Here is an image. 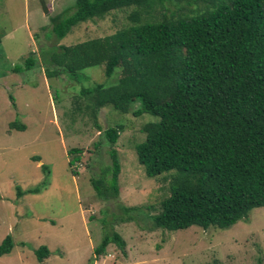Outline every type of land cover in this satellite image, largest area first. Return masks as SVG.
Instances as JSON below:
<instances>
[{"label":"trees","instance_id":"obj_1","mask_svg":"<svg viewBox=\"0 0 264 264\" xmlns=\"http://www.w3.org/2000/svg\"><path fill=\"white\" fill-rule=\"evenodd\" d=\"M131 7L139 9L130 17L135 25L57 46L44 60L45 76L76 77L105 65L110 77L120 68L116 86L98 84L82 95L91 97L97 109L127 114L139 104L135 117L158 118L143 128L145 140L136 146L147 177L170 182V195L152 217L157 229H228L247 222L252 210L264 207V0H77L70 16L52 19V33L62 40L79 24ZM158 7L163 10L160 21L153 18ZM36 65L33 52L13 71ZM11 129L25 131L26 125L15 122ZM122 131L119 125L109 128L105 137L116 145ZM82 153L81 148L69 150V156L76 155L71 168ZM110 157L102 177L91 179L105 201L120 195L118 151L112 149ZM133 209L123 207L126 213ZM111 244L126 248L114 232L95 249L96 257ZM13 248L9 235L0 245V257ZM35 255L42 263L50 250L42 246Z\"/></svg>","mask_w":264,"mask_h":264},{"label":"rangeland","instance_id":"obj_2","mask_svg":"<svg viewBox=\"0 0 264 264\" xmlns=\"http://www.w3.org/2000/svg\"><path fill=\"white\" fill-rule=\"evenodd\" d=\"M76 1L0 0V245L9 235L14 240L0 264H264V207L228 229L193 226L169 232L154 226L152 217L170 195V182L147 177L136 146L145 140L143 128L158 118L146 113L135 117L139 104L127 114L112 107L97 109L91 97L82 95L98 84L116 86L120 68L110 77L105 65L76 77L45 76L44 60L57 46L128 29L135 25L130 17L139 11H113L58 40L51 21L59 14L70 16ZM162 11L158 7L153 18L162 20ZM33 52L37 65L14 72ZM15 122L26 130L11 129ZM118 125L123 131L111 145L105 131ZM73 148L83 153L71 168L76 155L68 152ZM112 149L121 164L120 195L105 201L91 179L102 177L111 165ZM123 207L137 209L126 213ZM114 232L126 241L125 250L111 244L97 258L95 249ZM42 246L50 256L40 263L35 251Z\"/></svg>","mask_w":264,"mask_h":264},{"label":"water","instance_id":"obj_3","mask_svg":"<svg viewBox=\"0 0 264 264\" xmlns=\"http://www.w3.org/2000/svg\"><path fill=\"white\" fill-rule=\"evenodd\" d=\"M43 8H44V12H45L46 14H48V12H49V8H48L45 4H43Z\"/></svg>","mask_w":264,"mask_h":264}]
</instances>
